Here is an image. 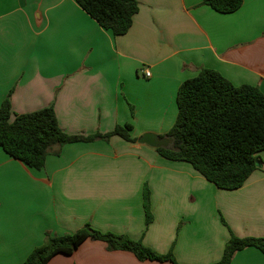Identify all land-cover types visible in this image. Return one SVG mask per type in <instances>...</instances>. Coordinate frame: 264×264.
<instances>
[{
  "label": "crops",
  "instance_id": "1",
  "mask_svg": "<svg viewBox=\"0 0 264 264\" xmlns=\"http://www.w3.org/2000/svg\"><path fill=\"white\" fill-rule=\"evenodd\" d=\"M136 1L132 27L115 36L75 0H0V106L8 96L13 115L53 106L70 135L131 124L139 140L173 128L179 87L203 69L264 94V0H244L230 14L203 0ZM258 157L262 167L243 187L224 190L191 164L117 136L55 147L42 170L0 148V264H24L46 234L87 224L173 251L179 264H215L232 235L264 238V151ZM48 264L172 263L88 239ZM230 264H264V253L247 248Z\"/></svg>",
  "mask_w": 264,
  "mask_h": 264
},
{
  "label": "trees",
  "instance_id": "2",
  "mask_svg": "<svg viewBox=\"0 0 264 264\" xmlns=\"http://www.w3.org/2000/svg\"><path fill=\"white\" fill-rule=\"evenodd\" d=\"M98 24L115 36L128 33L138 13L136 0H75ZM244 0H203V4L218 13L239 10ZM178 115L173 128L161 139L172 140L168 148L156 151L165 159L186 162L207 181L220 189L243 187L259 170L258 154L264 151V94L255 86H235L220 73L203 69L179 87ZM133 114V108H131ZM131 124L118 125L107 134L70 135L58 122L53 106L42 110L13 115L11 96L0 106V148L29 168L42 170L50 151L55 147L97 139L120 137L128 142ZM143 205L148 227L153 221L151 192L143 189ZM107 244L110 251H129L141 261L179 264L173 251L159 254L140 240L112 233H101L87 224L75 233L54 236L46 234L40 246L33 249L24 264H48L59 254L72 255L86 240ZM255 248L264 253V238H240L232 235L221 260L215 264H230L241 250Z\"/></svg>",
  "mask_w": 264,
  "mask_h": 264
},
{
  "label": "water",
  "instance_id": "3",
  "mask_svg": "<svg viewBox=\"0 0 264 264\" xmlns=\"http://www.w3.org/2000/svg\"><path fill=\"white\" fill-rule=\"evenodd\" d=\"M139 143L141 144H146L154 149L158 148H168L170 144H172L171 139H161L158 135L153 134V133H147L144 134L139 140ZM258 168L262 167V164L260 161L257 162Z\"/></svg>",
  "mask_w": 264,
  "mask_h": 264
},
{
  "label": "built area",
  "instance_id": "4",
  "mask_svg": "<svg viewBox=\"0 0 264 264\" xmlns=\"http://www.w3.org/2000/svg\"><path fill=\"white\" fill-rule=\"evenodd\" d=\"M145 76H146V77H150V76H151L150 71H146V72H145Z\"/></svg>",
  "mask_w": 264,
  "mask_h": 264
}]
</instances>
